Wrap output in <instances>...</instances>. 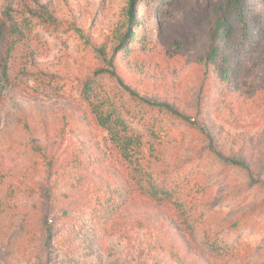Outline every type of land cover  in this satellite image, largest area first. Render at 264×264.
I'll use <instances>...</instances> for the list:
<instances>
[{"label": "rangeland", "instance_id": "1", "mask_svg": "<svg viewBox=\"0 0 264 264\" xmlns=\"http://www.w3.org/2000/svg\"><path fill=\"white\" fill-rule=\"evenodd\" d=\"M228 1L0 0V264H264V38L217 39ZM93 77L138 166L83 100Z\"/></svg>", "mask_w": 264, "mask_h": 264}, {"label": "trees", "instance_id": "2", "mask_svg": "<svg viewBox=\"0 0 264 264\" xmlns=\"http://www.w3.org/2000/svg\"><path fill=\"white\" fill-rule=\"evenodd\" d=\"M135 0H131V5ZM223 16L217 20L216 34L218 40L229 41L234 33L243 41H252L256 36L264 38V1L260 10L252 9L245 0H230L222 7ZM129 19L133 22L134 14L132 8L129 10ZM133 35L132 29L128 28L125 39L121 45L115 49V54L120 52L125 46V40ZM218 52V47L214 46L209 54L210 58H214ZM115 74V73H113ZM96 77V76H95ZM87 81L82 89L83 100L89 106L91 113L97 123L103 127L110 137L111 142L117 148L121 158L125 162L134 163L136 166L140 164V159L143 157L142 148L145 145L143 134L130 126L127 121L121 116L119 111L111 103V99L100 97L97 93L96 78ZM153 106L164 107L172 114L184 118L179 111L174 110L169 105L159 104L153 101H146ZM152 137H157L154 128L151 129ZM233 162V161H232ZM144 179L148 182L147 188L150 195L159 199H168L179 211L182 210L183 203L176 196L182 192L178 184L173 187H161L155 184L149 175L144 172ZM149 177V178H148ZM120 196L124 195L119 193ZM237 224V223H236ZM233 223L235 228L237 225ZM240 245V242H238ZM202 247L206 248L207 255L215 260L227 258L235 249V246L228 241H225L219 235L213 234L206 236L202 241ZM205 252V250H204Z\"/></svg>", "mask_w": 264, "mask_h": 264}]
</instances>
